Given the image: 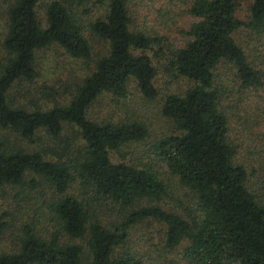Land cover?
<instances>
[{
    "label": "trees",
    "instance_id": "1",
    "mask_svg": "<svg viewBox=\"0 0 264 264\" xmlns=\"http://www.w3.org/2000/svg\"><path fill=\"white\" fill-rule=\"evenodd\" d=\"M4 1L0 201L8 203L17 188L13 198L28 203L33 215L14 231L20 216L0 202V238L7 231L11 242L0 250V264H143L126 247L128 230L142 221L160 223L163 248H182L184 264H264V192L251 177L252 150L242 154L228 138L227 91L217 72L225 64L239 88L262 86L249 40H264V0H251L245 19L238 15L241 0H190L188 13L196 19L182 45L139 30L131 0ZM92 41L104 42V54L72 83L68 99L19 104L14 95L40 77L42 49L56 46L89 60ZM153 56L164 57V72L186 85L166 92L157 86ZM131 82L175 131L154 143L159 171L117 157L148 136L144 121L89 115L101 95L124 100ZM170 180L192 207L177 209L182 201L173 204ZM43 206L56 228L48 236L34 220ZM102 210L114 212L107 223Z\"/></svg>",
    "mask_w": 264,
    "mask_h": 264
},
{
    "label": "rangeland",
    "instance_id": "2",
    "mask_svg": "<svg viewBox=\"0 0 264 264\" xmlns=\"http://www.w3.org/2000/svg\"><path fill=\"white\" fill-rule=\"evenodd\" d=\"M251 0H241L238 15L245 19L247 5ZM190 0H131V20L133 24L142 31H158L165 37L167 42L174 45H182L187 36L185 31L189 24L196 18L188 13ZM5 7V1L0 3ZM41 15V14H40ZM42 20V19H41ZM2 27L0 20V35ZM1 37V36H0ZM237 37V36H236ZM243 35H238V41L243 44ZM1 41V39H0ZM245 44V43H244ZM93 50L89 60H79L69 57L61 48L49 46L42 49L38 56L39 78L32 83V87L27 91L26 88L19 90V94L14 95L19 104L29 108L33 101L34 104L49 105L53 101L63 103L64 99L70 97L74 86L72 83L82 78L88 72L92 59L104 54V42L92 41ZM249 49L251 56L258 64L262 72V86L259 88L241 89L233 76V70L227 65L220 64L217 68L218 75L226 88L225 98L222 100V109L228 113V138L235 145L236 150L245 154L249 147L253 153L251 164L256 169L252 175L254 184L264 188V142L261 141L264 134V40L258 41L257 38L249 40ZM5 52L0 45V62L4 59ZM156 58V60H155ZM152 60L158 63L156 66L157 86L169 90H177L186 85L182 78L172 77L164 72L166 60L161 56H153ZM226 77V78H223ZM130 92L124 100H113L109 95H101L91 106L89 115L91 117L103 118H134L145 122L148 130V136L140 142L122 147L117 157L124 160L129 158L136 162L151 164L153 169L161 170L163 163L159 162L155 156L153 147L156 140L164 135L174 133L172 124L162 118L158 113L155 102H149L140 96L131 82L128 85ZM47 87V89H45ZM13 95V94H12ZM30 103V104H29ZM33 107V106H32ZM66 134L71 136L70 130L66 129ZM113 155H116L115 153ZM112 155V156H113ZM240 157V156H239ZM249 168H251L249 166ZM171 195L173 204L175 200H181L182 206L177 208L183 210L185 207H192L189 196L186 191L170 180ZM44 187V186H43ZM260 189L264 192V189ZM18 189L10 192L8 203H1L13 209V212L20 216L18 221L14 222L13 230L20 228L23 221L31 217L32 211L26 210L28 203H18L13 195ZM46 192V191H45ZM47 193V192H46ZM47 197V194H46ZM46 207L34 218L36 227L40 233L48 236L56 230L54 223L49 224L47 218H44ZM104 214L103 222H108L113 218L114 212L102 210ZM27 220V219H26ZM28 221V220H27ZM51 222V221H50ZM129 237L126 241V247L140 259L143 264H184L181 257L182 248L172 250L164 249L162 246V226L156 221H142L128 230ZM16 241V237H15ZM81 242V241H78ZM11 246L9 233L0 238V250H6Z\"/></svg>",
    "mask_w": 264,
    "mask_h": 264
}]
</instances>
